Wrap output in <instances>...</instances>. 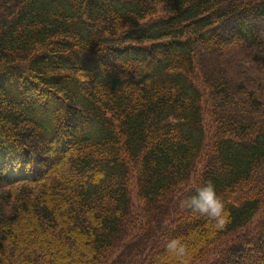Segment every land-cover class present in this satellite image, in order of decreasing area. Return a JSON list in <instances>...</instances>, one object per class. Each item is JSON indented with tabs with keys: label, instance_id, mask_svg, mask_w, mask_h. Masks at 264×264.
Instances as JSON below:
<instances>
[{
	"label": "trees",
	"instance_id": "obj_1",
	"mask_svg": "<svg viewBox=\"0 0 264 264\" xmlns=\"http://www.w3.org/2000/svg\"><path fill=\"white\" fill-rule=\"evenodd\" d=\"M208 182L223 230L180 208ZM176 237L264 264V0H0V264H156Z\"/></svg>",
	"mask_w": 264,
	"mask_h": 264
},
{
	"label": "clouds",
	"instance_id": "obj_2",
	"mask_svg": "<svg viewBox=\"0 0 264 264\" xmlns=\"http://www.w3.org/2000/svg\"><path fill=\"white\" fill-rule=\"evenodd\" d=\"M180 208L207 218L211 229L215 231L223 230L229 222V213L211 182L195 186L192 194L180 201ZM189 254V249L181 238H170L164 244V255L157 258L156 264H169L170 260L185 264Z\"/></svg>",
	"mask_w": 264,
	"mask_h": 264
}]
</instances>
